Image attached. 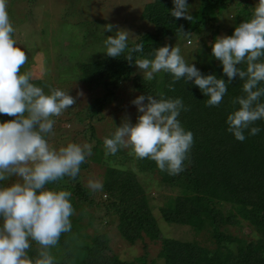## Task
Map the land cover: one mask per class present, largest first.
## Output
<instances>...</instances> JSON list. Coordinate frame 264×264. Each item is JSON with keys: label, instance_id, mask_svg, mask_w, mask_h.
<instances>
[{"label": "clouds", "instance_id": "obj_1", "mask_svg": "<svg viewBox=\"0 0 264 264\" xmlns=\"http://www.w3.org/2000/svg\"><path fill=\"white\" fill-rule=\"evenodd\" d=\"M170 15L191 21L187 0H173ZM113 25L103 26L112 32ZM15 28L7 10V0H0V115L14 119L0 122V182L16 178L10 184H0V264H55L51 249L60 237L72 229L70 217L75 210L70 201L72 193L50 188L65 177L75 179L80 166L92 155L91 145L68 142L58 149L45 138L53 132L55 117L61 116L77 103L76 97L60 88L48 86V93L32 83V73L21 74L28 57L14 39ZM130 32L117 28L104 40L105 53L117 58L127 50L131 65L135 53H142L144 43L128 45ZM132 35V34H131ZM191 33L177 29V36L188 38ZM191 43V40H189ZM212 56L222 64L227 82L214 74L204 75L181 55L179 46L165 45L154 49L153 58H135V66L143 79L151 81L154 74L171 75L174 85L180 80L192 81L207 97L206 106H219L230 84L237 76L243 81L244 95L235 97L237 109L228 114L227 131L236 140L246 139L245 131L257 135L264 120V0H258L251 18L235 27L232 35H221L210 45ZM246 65V69L238 65ZM82 96L83 93H78ZM145 101H147L145 103ZM141 115L133 124L125 120L116 127L111 138L103 140L105 156L120 149H131L138 159L155 161L160 171L178 175L184 171V161L193 145L194 136L186 131L178 117L188 111L181 98H159L139 95L133 101ZM87 187L100 191L103 184L89 179ZM30 241L37 245L35 258L29 256Z\"/></svg>", "mask_w": 264, "mask_h": 264}, {"label": "trees", "instance_id": "obj_2", "mask_svg": "<svg viewBox=\"0 0 264 264\" xmlns=\"http://www.w3.org/2000/svg\"><path fill=\"white\" fill-rule=\"evenodd\" d=\"M204 1L206 4L202 8L203 11L227 2V0ZM172 8L173 0H152L144 6L141 18L153 26L154 31L141 35L135 41L144 43L145 47L142 53L134 54L131 65L125 58L126 50L117 58L99 59L79 66L84 75L81 83L91 92L101 89L99 92H102V95L94 99L89 108L78 115L77 119L81 124H86L88 118L102 119L99 115L104 105L123 83L129 82V86L138 95L159 98L163 94L165 98H181L189 110H182L178 119L185 130L191 131L194 136L188 158L184 161V171L174 176L166 171L161 173L155 161L137 158L138 168L140 172L150 175L156 172L160 175L162 185L170 189H180V193L169 196L165 206L160 209L162 219L169 224L188 226L196 235L203 233L211 241L212 246L163 238L135 172L119 170V167L111 164L109 157L107 161L100 156L97 162L103 170V189L100 192L106 200L104 203L96 204L94 196L81 182L83 179L81 176L89 169V162L80 166V173L75 179L65 177L48 187L60 189L61 185L64 190L70 191L73 208L74 197L77 199L75 205L87 203L104 208L106 216L116 218V231L127 243L143 240L159 242L160 264H264V120L257 121L251 126L259 127L261 129L259 134L250 135L249 131H245L246 139L243 142L236 140L227 131L226 123L228 114L239 107L238 104L233 105L232 100L244 95L243 81L237 76L228 84L223 102L212 107L206 106L207 97L192 81L180 80L175 83L174 90H170L168 85L172 83V77L168 73L162 72L160 77L151 81L132 74L136 57L151 59L153 57L149 54L154 49L162 47L161 42L166 37L177 36V29L180 26L192 36L204 23L203 19L201 22L176 19L170 15ZM251 14L246 10L239 17L244 21L250 19ZM231 31L233 33L234 29ZM217 36L218 33L213 32L210 45ZM210 52L206 63L204 62L205 67L198 69L204 75L214 74L227 82L228 77L223 73L222 64L212 56L211 49ZM238 67L246 69L244 64ZM261 102H264V97L261 98ZM11 119L14 118L0 115V122ZM89 130L92 138L94 130L91 127ZM84 132L86 130L82 133ZM97 193L99 194V191ZM228 205L232 206L237 214L227 211ZM237 218L253 229L255 237L252 241L243 242L225 231L227 225L238 226ZM74 227L66 236L65 233L62 234L58 245L52 248L55 264H149L146 255L136 262L108 255L106 236L87 238L80 232L78 226ZM30 243L28 254L35 258L37 249L33 247L34 241Z\"/></svg>", "mask_w": 264, "mask_h": 264}, {"label": "rangeland", "instance_id": "obj_3", "mask_svg": "<svg viewBox=\"0 0 264 264\" xmlns=\"http://www.w3.org/2000/svg\"><path fill=\"white\" fill-rule=\"evenodd\" d=\"M151 2L152 0H7V10L15 28L14 39L17 46L25 51L28 57L27 63L21 68V74L31 72L33 76L31 82L43 83L36 86L42 87L46 93L49 90L48 86L51 85L69 92L77 99L74 106L54 118L56 123L53 132L45 138L50 146L57 149L66 146L68 142L87 143L91 148L96 147L92 149V155L87 157L89 169L81 176L82 184L94 196L96 204L104 203L106 200L100 191L99 194L92 191L87 184L89 179L102 182L103 170L97 162L100 156L107 161L109 157L111 164L119 167V170L135 172L163 238L180 239L211 247V241L203 233L196 235L188 226L169 224L162 219L160 209L165 206L169 196L178 195L180 189H170L162 185L160 175L156 172L151 175L140 172L137 158L130 155V148H122L115 155L105 156L104 138H111L116 127L125 120L135 124L137 117L141 115L132 104L139 95L132 90L129 82L123 83L114 91V95L110 97V101L104 105L99 115L102 119L88 118L86 124L79 123L77 119L78 115L89 108L94 99L102 95V92H99L101 89L91 92L81 83L84 75L79 66L109 58L105 53L104 40L107 36L114 35L117 28L128 30L132 34L128 41L129 46L141 35L152 33L153 26L141 18L144 6ZM257 3L258 0H227L224 4L203 11L202 8L206 4L204 0H187L192 20L201 22L203 19L204 23L196 34L188 38L168 36L161 44L179 46L181 55L189 64L192 63L197 68L205 67L211 53L209 46L213 32H217L218 36L232 35L231 29H235L243 22L239 16L246 10L252 13ZM106 24L114 26L112 32L104 30L103 26ZM132 74L143 77V72L135 64ZM161 75L162 72L156 73L154 78ZM81 92L83 95H78ZM90 127L94 130L92 138L89 133ZM85 130L86 132L82 133ZM158 171L162 173L159 169ZM15 179L11 178L0 184L6 186ZM60 189L64 190L61 185ZM76 200L75 197L72 199L75 206V214L70 217L72 229L75 228L74 225L78 226L80 232L87 238L106 236L108 255H115L118 259L136 262L146 255L149 264L161 263L158 258L161 252L159 242L148 240L134 241L132 244L125 242L116 231L115 217L106 216L104 208L101 209L97 205L87 203L75 205ZM227 209L232 214H237L232 206L228 205ZM237 220L238 226L227 225L225 231L243 242L252 241L255 237L253 229L241 222L240 218ZM66 235L67 233L64 236ZM33 247L37 249L38 245L34 242Z\"/></svg>", "mask_w": 264, "mask_h": 264}]
</instances>
